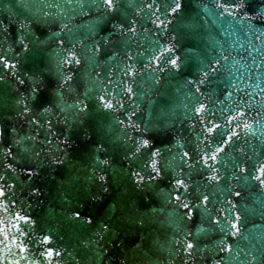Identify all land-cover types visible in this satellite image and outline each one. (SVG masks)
Returning a JSON list of instances; mask_svg holds the SVG:
<instances>
[{"label": "water", "instance_id": "obj_1", "mask_svg": "<svg viewBox=\"0 0 264 264\" xmlns=\"http://www.w3.org/2000/svg\"><path fill=\"white\" fill-rule=\"evenodd\" d=\"M0 264H264V0H0Z\"/></svg>", "mask_w": 264, "mask_h": 264}, {"label": "snow or ice", "instance_id": "obj_2", "mask_svg": "<svg viewBox=\"0 0 264 264\" xmlns=\"http://www.w3.org/2000/svg\"><path fill=\"white\" fill-rule=\"evenodd\" d=\"M108 4L111 5L112 0H107ZM109 107H111V105H109ZM189 247H191V245H189Z\"/></svg>", "mask_w": 264, "mask_h": 264}]
</instances>
